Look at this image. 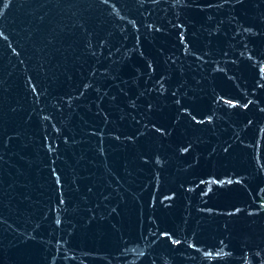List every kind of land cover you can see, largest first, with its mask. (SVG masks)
<instances>
[{"label": "water", "instance_id": "95a60500", "mask_svg": "<svg viewBox=\"0 0 264 264\" xmlns=\"http://www.w3.org/2000/svg\"><path fill=\"white\" fill-rule=\"evenodd\" d=\"M0 264H264V0H0Z\"/></svg>", "mask_w": 264, "mask_h": 264}]
</instances>
